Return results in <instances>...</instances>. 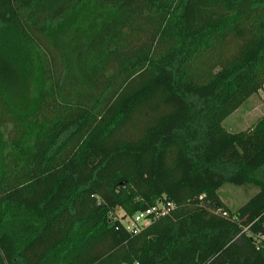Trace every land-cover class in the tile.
<instances>
[{"label": "trees", "instance_id": "1", "mask_svg": "<svg viewBox=\"0 0 264 264\" xmlns=\"http://www.w3.org/2000/svg\"><path fill=\"white\" fill-rule=\"evenodd\" d=\"M262 92L264 0H0V264H264Z\"/></svg>", "mask_w": 264, "mask_h": 264}, {"label": "rangeland", "instance_id": "2", "mask_svg": "<svg viewBox=\"0 0 264 264\" xmlns=\"http://www.w3.org/2000/svg\"><path fill=\"white\" fill-rule=\"evenodd\" d=\"M247 112H251L248 114ZM264 115V92L249 98L238 110L228 116L223 125L230 132L236 133L250 129ZM258 188L254 185L226 184L218 192L221 202L232 211H237L256 192ZM119 216L124 212H118Z\"/></svg>", "mask_w": 264, "mask_h": 264}, {"label": "built area", "instance_id": "3", "mask_svg": "<svg viewBox=\"0 0 264 264\" xmlns=\"http://www.w3.org/2000/svg\"><path fill=\"white\" fill-rule=\"evenodd\" d=\"M175 208L176 204L174 202L163 198L156 205L139 211L134 216L128 217L123 214L120 218L128 231L139 234L162 217L170 215Z\"/></svg>", "mask_w": 264, "mask_h": 264}, {"label": "water", "instance_id": "4", "mask_svg": "<svg viewBox=\"0 0 264 264\" xmlns=\"http://www.w3.org/2000/svg\"><path fill=\"white\" fill-rule=\"evenodd\" d=\"M216 207H220V204H217Z\"/></svg>", "mask_w": 264, "mask_h": 264}, {"label": "crops", "instance_id": "5", "mask_svg": "<svg viewBox=\"0 0 264 264\" xmlns=\"http://www.w3.org/2000/svg\"><path fill=\"white\" fill-rule=\"evenodd\" d=\"M248 114H250L251 112H247Z\"/></svg>", "mask_w": 264, "mask_h": 264}]
</instances>
